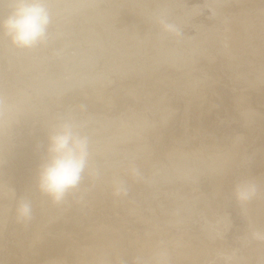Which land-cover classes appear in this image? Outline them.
<instances>
[{
	"label": "rangeland",
	"instance_id": "1",
	"mask_svg": "<svg viewBox=\"0 0 264 264\" xmlns=\"http://www.w3.org/2000/svg\"><path fill=\"white\" fill-rule=\"evenodd\" d=\"M25 5L0 0V264H85L115 223L91 264H264V0Z\"/></svg>",
	"mask_w": 264,
	"mask_h": 264
},
{
	"label": "bare ground",
	"instance_id": "2",
	"mask_svg": "<svg viewBox=\"0 0 264 264\" xmlns=\"http://www.w3.org/2000/svg\"><path fill=\"white\" fill-rule=\"evenodd\" d=\"M27 2V0H6V3H7V5H8V7L10 8L9 10L11 11V13L13 12V11H18L17 9H19V11L21 10V9H25V8H27L29 5H25V3ZM37 4V3H36ZM31 5H33V4H31ZM0 8H2V7H0ZM3 9V8H2ZM1 9V10H2ZM18 11V12H19ZM22 11V10H21ZM25 11V10H24ZM2 12H3V10H2ZM5 12V11H4ZM14 13H15V15H16V13L17 12H13V15H14ZM5 14V13H4ZM7 14V13H6ZM8 14H10V13H8ZM1 15V14H0ZM3 15V14H2ZM14 15V16H15ZM1 17H2V19H1ZM0 17V19L1 20H3L4 18H3V16H1ZM6 17V16H5ZM14 19H16L15 17H13V20ZM231 27V26H230ZM233 29V28H232ZM235 29V28H234ZM238 29V28H237ZM227 30V29H226ZM231 33H229V34H226V35H228V39L229 38H234V40L235 39H237L238 38V40H239V38L240 37H238V35H239V32H237L238 33V35H237V33L236 32H233L234 30H229ZM88 32V31H87ZM22 35V34H21ZM93 38V37H92ZM95 38V37H94ZM94 40V39H93ZM99 40V39H98ZM232 42V41H231ZM233 42H235V41H233ZM239 42H241L240 40H239ZM97 44V43H96ZM230 45V44H229ZM233 45V44H232ZM236 45H238V44H236ZM231 47V46H230ZM162 58V57H161ZM172 60H173V58H172ZM177 61V60H176ZM176 61H175V63H176ZM152 88V87H151ZM197 89V88H196ZM199 89H197L196 91H198ZM76 94V93H75ZM159 104V103H158ZM169 104V103H168ZM166 111V110H165ZM166 113V112H165ZM169 113V112H168ZM174 117V116H173ZM174 119V118H173ZM172 119V120H173ZM248 120V119H247ZM50 130H52L54 133L52 134V136L54 137V138H57L58 137V135L56 134V132L53 130V129H50ZM121 132H122V130H120ZM124 133V136L126 137L127 136V138H130L131 137V132L128 130V129H125V131L123 132ZM133 136V135H132ZM100 152V154H103V150H98L97 149V151L96 152ZM183 158V157H182ZM209 161H211V160H209ZM173 162H175L176 163V161H173ZM213 162V161H212ZM175 163H173V164H175ZM183 164V163H182ZM214 164V163H213ZM216 164V163H215ZM220 165H218L214 170H213V172L210 174L211 176H210V181H211V183H216L218 180H219V176H221V174L224 172L223 170H225V164H224V162H223V164H221V163H219ZM176 165V164H175ZM229 165V164H228ZM132 166H134V165H132ZM137 166V165H136ZM127 167V166H126ZM131 168V166H129V169ZM140 168V167H139ZM139 168H135V169H139ZM174 168H176V167H174ZM189 167L187 166V165H185V166H183V167H179L178 169H175V171L177 172V173H181V174H183V175H192L191 174V171L188 169ZM123 169V168H122ZM125 169V168H124ZM134 169V168H133ZM121 170V169H120ZM119 170V171H120ZM126 170V169H125ZM198 170V169H197ZM227 170V169H226ZM132 171V170H131ZM198 171H201V169H199ZM125 172V171H124ZM118 173V172H117ZM263 174H264V172H263ZM115 175H117L116 174V171L114 172V174L111 176V177H108V179H102L103 181H105L106 182V184H107V186L109 187L110 185V187H112V184L114 183V178H115ZM120 175V174H119ZM182 175V176H183ZM262 176V175H261ZM264 176V175H263ZM119 179V178H118ZM88 188V187H87ZM90 188H92V187H90ZM89 189V188H88ZM93 190H95V188L93 187L92 188ZM90 190V189H89ZM88 190V191H89ZM92 190V191H93ZM253 192V191H252ZM90 194L91 195H93V193H91L90 192ZM100 195V194H99ZM259 195V194H258ZM54 196V195H53ZM249 196H250V192H249ZM49 197H51V196H49ZM57 197L58 196H56V198H55V200L57 199ZM93 197H95L96 198V196H93ZM263 197V196H262ZM51 198H53V197H51ZM98 198V197H97ZM249 198V197H248ZM251 198V197H250ZM256 198V197H255ZM59 199V198H58ZM91 201L93 200V198L92 199H90ZM250 200V199H249ZM261 200V199H260ZM53 201H54V199H53ZM57 201V200H56ZM59 201V200H58ZM94 201V200H93ZM47 202V201H46ZM48 203V202H47ZM53 203V202H52ZM48 204V207L46 208L48 211H50L51 209H52V206L55 204L56 206L57 205H59V204H56V203H54V204ZM58 203V202H57ZM60 203V202H59ZM260 203V202H259ZM93 204V203H92ZM97 204V203H96ZM54 205V206H55ZM261 206V205H260ZM263 207V206H262ZM55 208V207H54ZM57 208V207H56ZM60 208V207H59ZM58 209V208H57ZM57 209H55V210H57ZM254 209V208H253ZM257 209V208H256ZM259 209V208H258ZM261 209V208H260ZM259 209V210H260ZM67 210H69L68 208H67ZM263 210V209H262ZM264 211V210H263ZM256 212H257V210H256ZM263 213V212H262ZM264 214V213H263ZM256 215V214H255ZM263 217V216H262ZM254 220V219H253ZM263 222V221H262ZM100 226V225H99ZM98 225L96 226H89L88 228L86 227V231L85 232H83V234L85 233V235L84 236H86V238L83 236V234H82V236H83V240H86L87 241V238L89 239V241H87L88 242V244H89V242L91 243L92 242V244H89V245H91L90 247H87V248H85V250H84V252H85V259L83 260V261H85V264H91V263H93V262H91V260L93 259L94 261L96 260V259H98L97 257L99 256L98 254H99V252H102V251H99V250H103V253L104 254H106V253H108V252H110V251H108L110 248H112L113 246V249H115V247H117V243H118V241H120V240H118V241H115L114 239H115V237H113L114 239H112V235L114 234V232L113 231H111L110 229H109V227H111L112 225H110L109 224V227H105V229H103V227H99ZM115 226H117V224L115 223L114 225H113V227L114 228H112V230L113 229H115ZM118 227V226H117ZM101 228V229H100ZM106 228H108L109 229V231L110 232H113V233H109L108 234V230L106 229ZM78 229V228H77ZM81 230V229H80ZM80 230H77V232L78 231H80ZM48 231V230H47ZM75 232H76V230H74ZM108 231V232H107ZM46 232V231H45ZM50 232H52L51 230H50ZM47 233V232H46ZM79 233V232H78ZM77 233V234H78ZM77 234H74V236L75 237H77ZM118 234V233H117ZM125 234V233H124ZM143 234V233H142ZM142 234H140V237H142L141 235ZM144 234H146V233H144ZM143 234V235H144ZM148 234V233H147ZM146 234V235H147ZM51 235V234H50ZM56 235V234H55ZM79 235V234H78ZM111 237H110V236ZM56 236H59V235H56ZM115 236V235H114ZM118 236V235H117ZM149 236V237H148ZM148 236H146V237H148V239L150 240V241H152L153 240V237H152V240H151V238H150V235H148ZM50 237H51V239H50ZM50 237H47V238H49L50 240H47L46 242H44V243H42V245H40V246H37V248H38V252H36L35 251V253H39V259H43V258H45L49 253H50V250L53 248V244H55V247H54V250H53V253H55V254H57L58 256L60 255V252L62 253V251H61V244L62 243H64V242H67L68 243V245L67 246H69V242H72L71 241V237L69 238V239H65V238H63V237H61V238H59V237H57V238H59L58 240L59 241H61V244L59 243H57V242H54L53 240H52V236H50ZM74 237V238H75ZM79 237H81V236H78V240H80L81 241V238H79ZM124 237H125V235H124ZM124 237H122V239H121V241H120V243H118V244H120L121 245V243H122V241L123 242H125V241H127V239L126 238H130V234H128V237H126L125 238V240H123L124 239ZM137 237H139V235L137 236ZM137 237H135V238H137ZM146 237H144V240H143V243L145 242V241H148L147 239H146ZM85 238V239H84ZM120 239L121 238V236H119V237H117V239ZM131 239H132V237H131ZM134 239V238H133ZM132 239V240H133ZM140 239V238H139ZM132 240H131V242H132ZM135 240H137V239H135ZM69 241V242H68ZM74 241H76V240H74ZM138 242L137 243H139L140 241H142L141 239H140V241L139 240H137ZM150 241H149V243H150ZM156 241V240H155ZM154 240H153V242H155ZM258 241V240H257ZM77 242V241H76ZM82 242V241H81ZM79 243V245H80V248L78 249V247L77 246H79L78 245V243H76V249H78V252L79 253H81L79 250H83L82 248H83V246H81V245H83V243H84V241H83V243ZM87 242H86V244H87ZM117 242V243H116ZM130 242V243H131ZM135 242V241H134ZM157 242V241H156ZM74 243V242H73ZM73 243H71L70 244V247L71 246H75V243L73 244ZM136 243V242H135ZM134 243V244H135ZM143 243L141 244V245H143ZM149 243H147V244H149ZM264 243V242H263ZM65 244V243H64ZM86 244L84 243V246H86ZM87 244V245H88ZM133 243H131V245H132ZM147 244H145V246H144V248L145 247H147L146 245ZM151 245L153 244V243H150ZM149 244V245H150ZM260 244V243H259ZM116 245V246H115ZM123 245V244H122ZM125 245H127L126 244V242H125V244H124V246ZM129 245V244H128ZM135 245H137V247H140V245H138V244H135ZM66 246V247H67ZM65 246L63 245V248H64ZM72 247V248H73ZM119 247V246H118ZM120 247H122V246H120ZM132 247V246H131ZM151 247V246H150ZM254 247V246H253ZM256 247V246H255ZM259 249L262 247V245L260 244V245H258L257 246ZM125 248H127V246H125ZM133 248H134V246H133ZM112 249V250H113ZM123 249V248H122ZM139 249H141V247L139 248ZM138 249V250H139ZM146 249V248H145ZM37 250V249H36ZM75 250V247L73 248V251ZM107 250V251H106ZM111 250V251H112ZM126 250V249H125ZM129 250H132V248H130ZM138 250H137V252H138ZM257 250V249H256ZM263 251H264V248L262 249ZM116 251V250H115ZM114 251V252H115ZM120 251H121V249H120ZM119 251V252H120ZM127 251H128V249H127ZM140 251V250H139ZM261 251V250H260ZM83 252V253H84ZM106 252V253H105ZM185 252V251H184ZM188 252V251H187ZM82 253V254H83ZM111 253V252H110ZM113 253V252H112ZM116 253L117 252H115L114 254L116 255ZM123 253V252H122ZM102 254V253H101ZM124 254V253H123ZM51 255H53V254H51ZM73 255V254H72ZM108 256H109V253L107 254ZM113 255V254H112ZM181 255V254H180ZM96 256V257H95ZM101 256V255H100ZM119 256V255H118ZM123 256H126V255H123ZM185 256H190V253L188 252ZM64 257V256H63ZM63 257H62V259H63ZM78 257H79V255H78ZM80 257H82V255H80ZM102 257V256H101ZM119 257H121V259H123L122 258V254H120V256ZM118 257V258H119ZM154 257V256H153ZM152 257V258H153ZM262 257V256H261ZM52 258V257H51ZM50 258V259H51ZM65 258V257H64ZM83 258H84V256H83ZM96 258V259H95ZM100 258V257H99ZM109 258H111L112 259V257H111V255L109 256ZM157 258V257H156ZM49 259V260H50ZM80 259V258H79ZM82 259V258H81ZM101 259V258H100ZM99 259V260H100ZM111 259H110V261L108 260V258L106 257V256H103V259H101L102 261L100 262L101 264H109V263H111ZM121 259L118 261L120 264H123L122 262H120L121 261ZM45 260V259H44ZM92 260V261H93ZM118 260V259H117ZM153 260V259H152ZM155 260V259H154ZM83 261H81L80 260V262H82L83 263ZM115 261V260H114ZM123 261V260H122ZM46 262V261H45ZM99 262V261H98ZM116 262V261H115ZM40 263H42V261L40 262ZM65 262L64 261H61V262H56V263H51V262H46L45 264H64ZM96 262H94V264H95ZM100 263H98V264H100ZM125 263V262H124ZM137 263V262H136ZM136 263H134V264H136ZM152 263H153V261H152ZM151 263V264H152ZM154 263H155V261H154ZM97 264V263H96ZM111 264H114L113 262L111 263ZM118 264V263H117ZM130 264H133V263H130Z\"/></svg>",
	"mask_w": 264,
	"mask_h": 264
}]
</instances>
